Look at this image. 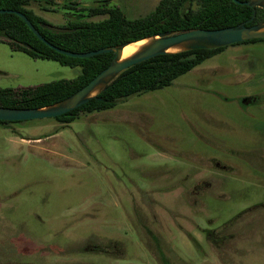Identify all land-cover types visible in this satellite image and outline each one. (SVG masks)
Here are the masks:
<instances>
[{"label":"rangeland","instance_id":"1","mask_svg":"<svg viewBox=\"0 0 264 264\" xmlns=\"http://www.w3.org/2000/svg\"><path fill=\"white\" fill-rule=\"evenodd\" d=\"M71 1L27 8L63 26L160 0ZM79 71L0 40V87ZM0 264H264V41L70 123H0Z\"/></svg>","mask_w":264,"mask_h":264},{"label":"trees","instance_id":"2","mask_svg":"<svg viewBox=\"0 0 264 264\" xmlns=\"http://www.w3.org/2000/svg\"><path fill=\"white\" fill-rule=\"evenodd\" d=\"M28 3L29 0H0V9L21 11L47 41L73 52L119 47L163 33L195 28L215 29L240 23L250 26L264 22L263 8L234 0H160L148 14L134 18L127 17L117 6L88 8L89 15L103 14L105 17L100 20L77 18L61 26L73 30L56 32L43 26L48 21L27 8ZM65 5L76 9L71 0ZM0 40L7 42L13 51L80 69L70 79L60 78L24 88L0 87V106L10 108H42L61 102L87 84L117 55L113 50L84 58L59 53L40 40L20 16L9 12L0 13ZM256 40L264 41V38L248 39L231 45ZM225 47H197L167 52L143 60L121 72L84 104L55 118L70 123L81 111L104 110L129 96L169 86L175 78L223 51ZM8 122L13 121L0 120V123Z\"/></svg>","mask_w":264,"mask_h":264},{"label":"water","instance_id":"3","mask_svg":"<svg viewBox=\"0 0 264 264\" xmlns=\"http://www.w3.org/2000/svg\"><path fill=\"white\" fill-rule=\"evenodd\" d=\"M234 1L252 7H263L264 4V0ZM4 12L15 13L20 16L40 40H42L44 43H46L59 53L72 57L84 58L113 50L117 52V55L107 67H105L98 74H96L87 84H85L75 93H73L71 96L61 102L42 108H10L0 106L1 121H20L34 118L57 117L62 114H65L68 111L84 104L91 97L96 95L98 92L102 91L106 84L110 83L115 77H117L121 72H123L130 66L159 54L167 52H176L168 51L167 49L181 42H188V44L184 48L177 51L197 47L211 48L218 46H226L248 39L264 38V30H262L264 27V22L250 26L246 25L245 23H240L235 26H227L215 29L195 28L182 32L163 33L152 37H147L148 39H150L149 43L143 46V48L138 53L129 58L120 60V49L126 44L136 42L138 40L125 43L119 47H105L87 52H73L57 47L47 41L39 33V31L32 24V22L26 17V15L21 11L14 9H0V13ZM43 26L56 32H66L73 30V28L55 26L49 23H45L43 24ZM95 88H97V90L93 94H91V92Z\"/></svg>","mask_w":264,"mask_h":264},{"label":"bare ground","instance_id":"4","mask_svg":"<svg viewBox=\"0 0 264 264\" xmlns=\"http://www.w3.org/2000/svg\"><path fill=\"white\" fill-rule=\"evenodd\" d=\"M262 30H264V27ZM149 41H150V39L144 38V39L138 40L136 42L126 44L125 46H123L120 49V57H121L120 60L129 58V57L135 55L136 53H138L143 48V46H145L147 43H149ZM187 44H188V42H181L179 44H176L174 46L169 47L167 50L168 51H177V50L184 48ZM97 88H95L91 92V94H93L97 90Z\"/></svg>","mask_w":264,"mask_h":264}]
</instances>
